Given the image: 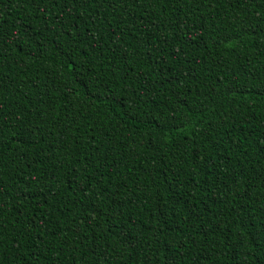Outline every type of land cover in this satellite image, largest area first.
<instances>
[{
  "label": "trees",
  "instance_id": "obj_1",
  "mask_svg": "<svg viewBox=\"0 0 264 264\" xmlns=\"http://www.w3.org/2000/svg\"><path fill=\"white\" fill-rule=\"evenodd\" d=\"M0 264H264V0H0Z\"/></svg>",
  "mask_w": 264,
  "mask_h": 264
}]
</instances>
